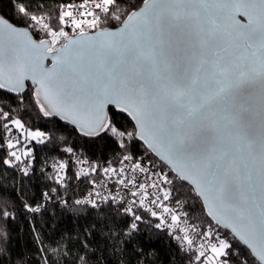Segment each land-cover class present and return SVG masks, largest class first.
<instances>
[{
    "label": "snow or ice",
    "instance_id": "snow-or-ice-1",
    "mask_svg": "<svg viewBox=\"0 0 264 264\" xmlns=\"http://www.w3.org/2000/svg\"><path fill=\"white\" fill-rule=\"evenodd\" d=\"M10 4V18L0 12V175L6 169H18L23 177L35 172L32 149L22 140L52 143L54 151L66 143L55 131L13 119L15 109L3 103L8 94L20 102L16 108L30 99L43 116L59 117L83 137L110 135L125 153L141 140L168 169L153 172L141 163L103 167L126 190L121 196L105 193L91 179L101 175L99 164L71 176L67 164H58L51 190L24 209L55 218V208L85 206L96 219L80 233L53 228L48 241L33 225L43 264H101L109 249L116 264H131L119 257L127 256L142 224L157 230V240L175 241L164 264H264V0ZM117 111L130 118L131 130L112 118ZM64 151L74 154L72 147ZM131 159L125 154L120 164ZM141 173L145 183L137 178ZM73 179L91 188L66 199L59 189L67 191ZM182 197L198 198L207 216L229 233L221 238L211 223L199 232L181 227V213L169 202L183 207ZM0 219H15L3 200ZM7 239L0 229V264H15ZM98 239L103 257L93 249ZM145 255L140 245L132 253L139 264H150ZM20 259L32 264L22 254Z\"/></svg>",
    "mask_w": 264,
    "mask_h": 264
},
{
    "label": "trees",
    "instance_id": "trees-1",
    "mask_svg": "<svg viewBox=\"0 0 264 264\" xmlns=\"http://www.w3.org/2000/svg\"><path fill=\"white\" fill-rule=\"evenodd\" d=\"M75 1V0H74ZM56 7L55 4L52 5ZM0 12H3L5 16L9 18L12 15V8L10 0H0ZM29 87H31L29 85ZM27 90V89H26ZM30 96V93H29ZM5 107H12L15 109L13 119H21L25 123L26 127L33 130H42L46 132L55 131L58 138L63 137L66 143L61 142L57 145V150H53V144L47 145L38 144L35 141L28 143L27 147L32 149V160L35 172L30 177H23L20 173L13 169H6L3 171V175H0V200L7 202V210L10 211L15 219L6 222L0 219V229L6 230L7 233V247L9 249L8 258L11 259L13 255L17 257L15 264H22L20 256L22 254V260L24 262L31 261L32 264H43L40 256L38 255L37 243L34 242L36 237L33 234V225L40 233V239L48 241L50 237L54 235L52 229L56 228L59 232L65 233H80L87 228L93 220L96 219V214H88V209L85 206H73L70 209H64L63 206L55 208V218L51 216H42L40 214H32L27 212L23 205L32 204L33 202H40L41 193L50 191L53 185L51 177L55 175V166L63 163L58 151L64 146L72 147L73 151L81 159H84L87 164H99L101 166V172L103 167H108L109 164L116 166L119 163L120 158L127 154L133 158L144 155L149 161L155 163L159 169L162 167L167 171L159 161L151 156L142 145L133 141L128 146V152L119 149L118 145L114 142V139L110 135L102 134V137H83L78 131L70 128L66 123L59 121L53 117H45L39 112L30 99L24 101L23 105L16 108V105L20 102L15 97L8 94L4 99ZM110 116L112 114L110 113ZM112 118L120 125L126 126L131 130V122L127 118L115 113ZM11 137H7L9 139ZM24 144V141H22ZM22 167V165H21ZM71 170L69 176L74 173ZM101 176V175H100ZM100 176H93L91 179L98 180ZM68 190L65 191L60 188L59 191L63 194L64 198L71 197L72 199L78 198L83 192H87L91 185L87 183H80L77 180H70L68 182ZM187 191V188L181 190ZM186 200L187 214L189 219L197 224H200L203 228L209 226L211 223L203 212L202 203L198 198L182 197ZM47 203V202H46ZM49 210L53 209L52 204H48ZM107 207V206H105ZM112 215H115L113 212ZM122 219L117 216V220ZM129 221L131 218H127ZM139 223V222H138ZM155 223V221H153ZM110 226H112L110 224ZM123 227V225H121ZM212 227L226 235L225 231H221L215 225ZM103 225H101V229ZM101 229H98L100 231ZM106 233L101 232V238ZM231 240L232 237L229 236ZM233 243H236L233 241ZM143 246L146 251V255L142 257V260L150 262V264H164L169 256V248L172 252H175V241L165 236L163 239L157 240V230L150 229L147 224L141 225V232L138 233V238L135 243L128 245L127 256H121L119 259L125 261H131V264H139L132 257L133 250L138 246ZM99 248L101 251L98 253L101 257L105 255L102 251L104 244L98 239L96 244L93 245V249ZM237 247H242L237 244ZM107 260H102L101 264H108L111 261L112 264H116L118 257L113 256L112 250L107 252ZM183 264H189L188 259H184Z\"/></svg>",
    "mask_w": 264,
    "mask_h": 264
},
{
    "label": "built area",
    "instance_id": "built-area-1",
    "mask_svg": "<svg viewBox=\"0 0 264 264\" xmlns=\"http://www.w3.org/2000/svg\"><path fill=\"white\" fill-rule=\"evenodd\" d=\"M6 141H7V139L5 140V142ZM65 147H67V146H64V148H61L58 151V154H59L62 162L67 164L74 171V173L79 171V169L81 167H87L88 166L87 162L84 159L79 158L77 156V154L74 153L73 155H70L69 153L65 152L64 151ZM122 158H123V156L120 158V160ZM120 160H119V163L116 166H113V165L109 164L108 167L120 168V167H124L126 165L127 168L130 169L134 163H141L142 166L147 167L148 169H150L153 172H159L160 171L158 166L155 163H152L151 161H149L144 155H141L140 157H137V158H133L132 157V159L130 161H125L124 164H120ZM81 161H84L85 163L81 164ZM57 166H55V175H56V167ZM16 171L18 173H20L18 169H16ZM136 175H137V178H138L140 183H145L146 182V178H145L144 174L141 173V174H136ZM115 180H116V178H113V179L109 180L103 174V172H101V176L98 179L100 184L104 185V189L103 190H104L105 193H107L108 190L111 189L113 192L119 193V195H121V196L124 195L126 190L123 189L122 186H120L119 184H116ZM132 190H135V189H132ZM127 198L129 200L134 199L131 196H128ZM169 207H173L174 210L179 211L181 213V221H182V223L180 225L181 227H184V226H187V227L195 226L197 232H199L201 230H207L208 229V227L203 228L200 224L192 222L189 219L188 214L186 216L184 215V213H187L186 204H184V206L181 207L180 205H173L172 203L169 202ZM213 230H214V234L215 233H219L221 238L223 237V234H221L220 231H218V230H216L214 228H213ZM192 235H195V233H192ZM200 242H204V241H198V243H200Z\"/></svg>",
    "mask_w": 264,
    "mask_h": 264
},
{
    "label": "water",
    "instance_id": "water-1",
    "mask_svg": "<svg viewBox=\"0 0 264 264\" xmlns=\"http://www.w3.org/2000/svg\"><path fill=\"white\" fill-rule=\"evenodd\" d=\"M44 66H45V67H50V66H51V62H50V60H45V61H44ZM26 84H27L28 86L30 85L31 87H34V85H31V82H30V81L26 82ZM26 89H27V88H26ZM26 91H27V90H26ZM9 95L15 97L14 94H9ZM116 114H117V115L119 114V115H121V116H124L125 118H127L128 120H130V118L127 117V114H126V113H119V112L117 111ZM53 118H55V119H57V120H59V121H62V122H64V123H66V125H68L70 128H72V129L74 130V126H73V125L68 124L67 122L61 120L59 117H53ZM130 122H131V121H130ZM131 124H132V122H131ZM136 142H137L138 144L142 145L143 148H144L145 150H147V152H148L151 156H153L157 161H159V162H160L163 166H165V168L167 169V166L164 164V162L161 161L160 158H159L158 156H156V154H155L151 149H149V148L147 147V145L144 144L143 141H141V140H136ZM167 170H168V169H167ZM199 201H200V200H199ZM200 202H201V201H200ZM201 203H202V202H201ZM202 208H203V212L205 213L206 217H207L208 220L211 222V224L215 225V226H216L218 229H220L221 231L223 230V231H225L227 234L229 233V231H230L229 229H226V228H224L223 226H218V225H216V224H215V221H213V220L211 219V217L207 216V214H206V210L204 209L203 204H202Z\"/></svg>",
    "mask_w": 264,
    "mask_h": 264
},
{
    "label": "rangeland",
    "instance_id": "rangeland-1",
    "mask_svg": "<svg viewBox=\"0 0 264 264\" xmlns=\"http://www.w3.org/2000/svg\"><path fill=\"white\" fill-rule=\"evenodd\" d=\"M17 135H18V133H17ZM23 141V140H22ZM24 144H27V141H24Z\"/></svg>",
    "mask_w": 264,
    "mask_h": 264
}]
</instances>
